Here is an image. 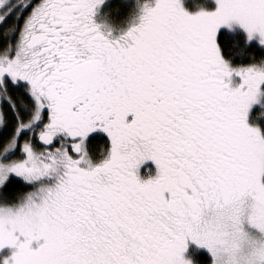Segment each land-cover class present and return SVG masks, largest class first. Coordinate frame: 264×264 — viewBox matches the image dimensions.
Listing matches in <instances>:
<instances>
[{"label": "snow or ice", "instance_id": "1", "mask_svg": "<svg viewBox=\"0 0 264 264\" xmlns=\"http://www.w3.org/2000/svg\"><path fill=\"white\" fill-rule=\"evenodd\" d=\"M214 5L0 0V264H264V0Z\"/></svg>", "mask_w": 264, "mask_h": 264}, {"label": "trees", "instance_id": "2", "mask_svg": "<svg viewBox=\"0 0 264 264\" xmlns=\"http://www.w3.org/2000/svg\"><path fill=\"white\" fill-rule=\"evenodd\" d=\"M187 2H190L188 5L191 6L192 0H187ZM205 2L210 7L212 0H205ZM219 40L225 57L233 64H248L252 63L254 59L258 60L264 57V48L256 42L249 43L246 34L242 31H230L223 28L219 33ZM259 123L264 128V119H261ZM191 253L196 264H199L201 257L197 255L196 249H192Z\"/></svg>", "mask_w": 264, "mask_h": 264}, {"label": "rangeland", "instance_id": "3", "mask_svg": "<svg viewBox=\"0 0 264 264\" xmlns=\"http://www.w3.org/2000/svg\"><path fill=\"white\" fill-rule=\"evenodd\" d=\"M187 3L190 4V2H187ZM214 6H215L214 5V0H212V3L210 4V7H214ZM223 28H226V29H228L230 31H237V30L238 31H242L243 33L246 34L245 30L241 26H239L238 24L234 25L231 29H229L227 26H224L221 29H223ZM246 37H247V34H246ZM253 42H255V41H253ZM262 48H264V47H262ZM258 110H259V108L254 109L253 116H255V112H257ZM253 122H255V120H253ZM190 255L192 257V260L195 262V260H194V258L192 256V253H190Z\"/></svg>", "mask_w": 264, "mask_h": 264}]
</instances>
